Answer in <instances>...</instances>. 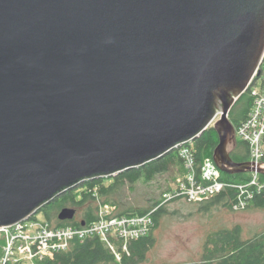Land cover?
I'll return each instance as SVG.
<instances>
[{
	"label": "water",
	"instance_id": "obj_1",
	"mask_svg": "<svg viewBox=\"0 0 264 264\" xmlns=\"http://www.w3.org/2000/svg\"><path fill=\"white\" fill-rule=\"evenodd\" d=\"M263 60L264 0H0V228L210 126L222 173L264 176L229 118Z\"/></svg>",
	"mask_w": 264,
	"mask_h": 264
},
{
	"label": "trees",
	"instance_id": "obj_2",
	"mask_svg": "<svg viewBox=\"0 0 264 264\" xmlns=\"http://www.w3.org/2000/svg\"><path fill=\"white\" fill-rule=\"evenodd\" d=\"M252 106L253 97L250 94V90H248L238 99L229 115L236 130L246 121ZM192 144L196 151L197 162L201 163L206 158H213V152L219 144V137L212 126H210ZM249 154V145L238 140V146L231 154V157L235 162L243 163L249 161ZM182 165L183 161L178 149L172 150L156 161L139 168L127 170L117 176L85 181L78 187L58 196L32 218L36 219L39 214H43L44 219L54 227L64 228L73 226L80 228L83 222L87 225L97 220L98 206L96 198L99 197L103 201L105 198L108 203H116L109 199V197H114L118 194L125 184L129 183L130 186H133L140 181L150 183L158 175L168 173L173 169H176L182 175L184 173ZM250 178V173L237 175L222 173L223 181L234 184H246L250 181ZM260 179L264 181V176L261 175ZM170 191V188H168L162 192V197L154 205L158 206L162 204L164 196L169 194ZM94 192L98 197L93 195ZM235 194L236 190L227 188L221 194L207 202H203L204 206L201 209L210 210L216 205L232 209L233 200H236ZM176 200L180 199L171 201ZM252 206L264 208V193L255 194L248 208ZM66 208L75 209L76 211L80 208H85L81 220H75V218L70 221L59 220V213ZM156 208L159 209L153 214L154 225L150 234L130 242L128 244V253H123L120 261L116 259L105 242L99 237L94 236L86 238L84 241L75 240L71 242L68 250L57 253L54 258L37 261V264H143L147 259L148 251L154 245V232L160 224L161 217L166 212L164 205ZM149 211V209H131L122 214L144 215ZM4 243V235L0 234V258ZM192 264H264V233L245 239L242 227L239 225L232 229L213 233L207 237L201 261Z\"/></svg>",
	"mask_w": 264,
	"mask_h": 264
},
{
	"label": "built area",
	"instance_id": "obj_3",
	"mask_svg": "<svg viewBox=\"0 0 264 264\" xmlns=\"http://www.w3.org/2000/svg\"><path fill=\"white\" fill-rule=\"evenodd\" d=\"M248 90L253 97V106L236 132L237 138L249 145V162L259 166L264 163V60ZM177 149L184 173L176 188L165 196V201L185 198L201 203L232 188L236 190L232 207L239 210L248 208L256 193H264V181H261L258 172L250 173V181L246 184L226 182L222 180V172L213 158L197 162L192 142ZM93 195L98 197L95 192ZM96 204L97 220L80 228L54 227L39 217L0 228V234L5 238L0 264H37V261L54 258L57 253L68 250L75 240L84 241L94 236L105 242L120 261L123 253H128L130 242L150 234L154 225L153 214L158 210L155 208L144 215H120L116 214V206L105 203L99 197Z\"/></svg>",
	"mask_w": 264,
	"mask_h": 264
},
{
	"label": "rangeland",
	"instance_id": "obj_4",
	"mask_svg": "<svg viewBox=\"0 0 264 264\" xmlns=\"http://www.w3.org/2000/svg\"><path fill=\"white\" fill-rule=\"evenodd\" d=\"M182 177L183 174L173 169L158 175L150 183L140 181L133 186L125 184L118 194L109 197L116 203H108L104 198L105 203L116 206V214L120 215H125L122 213L131 209L151 211L161 205L165 206L166 212L154 232V245L148 251L143 264L199 263L207 237L237 225L242 227L245 239L264 233V208L252 206L235 210L233 207L230 209L216 205L210 210H202L203 202L194 203L185 198L165 201V196L176 188L177 181ZM168 188L171 191L164 194L163 203L154 205L162 197V192ZM84 209L77 211L78 220H81ZM38 217L44 219L43 214Z\"/></svg>",
	"mask_w": 264,
	"mask_h": 264
},
{
	"label": "flooded vegetation",
	"instance_id": "obj_5",
	"mask_svg": "<svg viewBox=\"0 0 264 264\" xmlns=\"http://www.w3.org/2000/svg\"><path fill=\"white\" fill-rule=\"evenodd\" d=\"M75 220H78V219H77V213H76V216H75Z\"/></svg>",
	"mask_w": 264,
	"mask_h": 264
},
{
	"label": "bare ground",
	"instance_id": "obj_6",
	"mask_svg": "<svg viewBox=\"0 0 264 264\" xmlns=\"http://www.w3.org/2000/svg\"><path fill=\"white\" fill-rule=\"evenodd\" d=\"M226 174V173H225Z\"/></svg>",
	"mask_w": 264,
	"mask_h": 264
}]
</instances>
